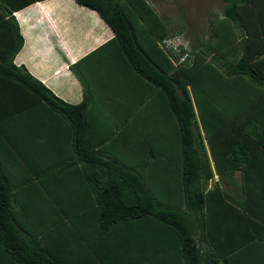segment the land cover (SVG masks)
Masks as SVG:
<instances>
[{"label":"trees","instance_id":"1","mask_svg":"<svg viewBox=\"0 0 264 264\" xmlns=\"http://www.w3.org/2000/svg\"><path fill=\"white\" fill-rule=\"evenodd\" d=\"M34 1L0 0V264H264V186L247 174L264 152V0H223L180 61L147 0H73L113 32L68 65L77 103L13 63L12 11Z\"/></svg>","mask_w":264,"mask_h":264},{"label":"crops","instance_id":"2","mask_svg":"<svg viewBox=\"0 0 264 264\" xmlns=\"http://www.w3.org/2000/svg\"><path fill=\"white\" fill-rule=\"evenodd\" d=\"M12 15L23 39L21 48L14 55L13 63L23 65L32 76L65 102H79L81 87L68 65L109 40L113 36L112 30L94 10L79 5L73 0H35L12 11ZM111 64L115 66L114 61H111ZM107 66H110V61ZM107 70L109 69L105 68V60L97 65L94 72L89 75L93 86H102L108 78ZM132 82V86H143L137 78ZM218 83L220 82L212 81L209 86H217ZM233 83L223 86H233ZM238 86L252 85L239 80ZM205 149L213 172L212 179L206 183V188H209L217 179V175L213 170V162L206 144ZM256 157L255 163L249 166L247 174L251 180L264 186V152L259 150ZM239 180L240 174L236 173L235 182L238 183ZM219 184L228 195L235 194L236 187L234 189L233 187L236 185L232 184L231 178L226 176ZM147 244L150 243L140 239L136 245L134 244V248L138 249V253L147 255L146 247L149 246Z\"/></svg>","mask_w":264,"mask_h":264},{"label":"rangeland","instance_id":"3","mask_svg":"<svg viewBox=\"0 0 264 264\" xmlns=\"http://www.w3.org/2000/svg\"><path fill=\"white\" fill-rule=\"evenodd\" d=\"M147 1L157 14L167 21L170 28L173 31L178 30L177 34L186 39L189 44L197 39L204 40L207 37L208 19L219 15L225 5L223 0ZM233 189L231 188V191Z\"/></svg>","mask_w":264,"mask_h":264},{"label":"clouds","instance_id":"4","mask_svg":"<svg viewBox=\"0 0 264 264\" xmlns=\"http://www.w3.org/2000/svg\"><path fill=\"white\" fill-rule=\"evenodd\" d=\"M171 37H177L178 38V42H179V44H178V51H177V53L178 52H180V50H183V53H182V55H180L179 56V59H178V61H180V60H182V58L187 54V52L189 51V42L186 40V39H184V38H182L180 35H178V34H175V35H172V36H169V37H165V38H171ZM164 39V38H163ZM161 41V40H160ZM159 44H160V42H159ZM166 49H169V48H166ZM175 52V51H174ZM174 64H176V63H174Z\"/></svg>","mask_w":264,"mask_h":264},{"label":"built area","instance_id":"5","mask_svg":"<svg viewBox=\"0 0 264 264\" xmlns=\"http://www.w3.org/2000/svg\"><path fill=\"white\" fill-rule=\"evenodd\" d=\"M178 38L177 37H171V38H164L160 41V45L164 48H169L172 51L177 52L178 51Z\"/></svg>","mask_w":264,"mask_h":264}]
</instances>
